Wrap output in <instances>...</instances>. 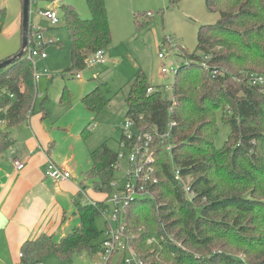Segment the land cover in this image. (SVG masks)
I'll return each mask as SVG.
<instances>
[{
  "label": "trees",
  "instance_id": "1",
  "mask_svg": "<svg viewBox=\"0 0 264 264\" xmlns=\"http://www.w3.org/2000/svg\"><path fill=\"white\" fill-rule=\"evenodd\" d=\"M87 3L89 20L62 7L73 64L65 75L75 76L112 43L105 0ZM206 7L221 18L200 28L197 50L185 55L171 96L143 72L128 85L126 119L142 132L168 134L165 147L160 138L153 145V197L136 199L124 213L132 244L147 264H264V86L250 83L252 74L264 77V0H207ZM36 91L27 53L0 70V156L14 143L9 129L34 113ZM83 101L97 114L109 105L100 88ZM220 115L231 127L221 149L215 144ZM118 155L107 143L92 153L89 175L98 191L112 193ZM106 208L78 204L80 225L61 242L47 235L27 242L22 264L101 251L97 218ZM144 225L147 231H135Z\"/></svg>",
  "mask_w": 264,
  "mask_h": 264
},
{
  "label": "rangeland",
  "instance_id": "2",
  "mask_svg": "<svg viewBox=\"0 0 264 264\" xmlns=\"http://www.w3.org/2000/svg\"><path fill=\"white\" fill-rule=\"evenodd\" d=\"M73 1L78 6L80 15H89L86 19H91L92 14L87 0H59L57 5L62 24L53 28L47 20L37 14V9L46 6L47 0H33L31 24L35 29H41L46 39H54L55 43L47 46V59L36 60L35 65L31 62L36 73L47 70L50 75L42 76L36 81V109L32 116H44L52 124L62 118L68 122L75 116L85 117L73 124L72 132L80 130L79 126L89 129L91 132V138L87 143L89 146L96 148L107 143L112 151L118 153L121 151L122 127L127 121L126 95L129 91V83L139 72H143L152 85L165 86L166 93L171 96L176 77L175 73L170 71L172 69L177 71L179 66L186 63L185 55L193 54L197 50L200 28L216 24L221 15L208 11L207 0H181L176 5H172L170 0H120V6L109 12L112 43L106 53V63L93 68L74 70L73 73L83 74V79L79 80L70 76L69 73L66 75L64 73L73 66L72 45L66 29V19L60 7L63 3L72 5ZM23 2L24 0H0V25H3L0 32V61L2 62L10 56L17 55L22 49ZM35 2L38 4H34ZM161 52L166 54L164 60L159 58ZM163 67L169 69V73L163 74ZM96 88L101 89L109 100V105L98 114L88 113L81 99L87 92ZM84 121H87L86 124ZM218 125L219 134L215 144L221 149L231 134V127L223 122L221 115L218 118ZM19 128L22 129V127L9 129L12 138L16 141L19 140L17 137ZM124 153L125 159L120 161V170L115 173L113 179L114 182L123 186L129 171V152ZM115 191L117 190L112 189V196ZM93 192L99 194L98 200H95L96 203L107 204L110 198L109 193L101 194L94 189ZM121 209L123 210V207ZM115 211L114 206L109 204L108 210L103 211L97 218V226L102 233L98 239L100 246L106 238L105 232L110 224L115 225L113 222ZM156 211L158 212V207ZM121 219L125 223L123 211ZM76 223H79L78 219ZM135 231L141 232L147 229L144 225ZM132 234L135 235L133 232ZM119 260V257H115L112 264H124L119 263ZM100 263H103V260L99 251L93 255L87 253L76 255L68 261L50 256L43 262V264ZM13 264H21V262Z\"/></svg>",
  "mask_w": 264,
  "mask_h": 264
},
{
  "label": "crops",
  "instance_id": "3",
  "mask_svg": "<svg viewBox=\"0 0 264 264\" xmlns=\"http://www.w3.org/2000/svg\"><path fill=\"white\" fill-rule=\"evenodd\" d=\"M58 1L47 0L46 6L37 9V14L39 15L40 10L51 9L57 11L60 16ZM105 2L110 17L109 12L120 6V0H105ZM63 6H71L78 12V6L74 1L72 5L63 3L61 10ZM78 14L80 15L79 12ZM80 16L89 20L86 19L89 15ZM0 26L3 29V25ZM105 51L108 52V49ZM91 92H87L81 99L88 113L94 112L83 100ZM32 115L20 126L22 129H18L19 140L16 141L14 138L11 148L0 156V263L2 264L14 262L22 264L20 254L23 253L24 245L37 240L42 235L50 236L56 242L63 241L75 227L80 225V218L77 215L78 204L96 203L99 194L93 192V189L98 193L106 194L96 189L95 180L89 175L93 168L92 153L101 145L92 148L87 144L91 138L89 129L79 126L80 130L72 132L73 124L85 117L75 116L68 122L62 118L52 124L44 116ZM86 122L84 121V124ZM15 161L23 162L25 168L18 170ZM50 162L70 171L72 178L60 183L47 178L46 169ZM106 206L109 207L108 202Z\"/></svg>",
  "mask_w": 264,
  "mask_h": 264
},
{
  "label": "built area",
  "instance_id": "4",
  "mask_svg": "<svg viewBox=\"0 0 264 264\" xmlns=\"http://www.w3.org/2000/svg\"><path fill=\"white\" fill-rule=\"evenodd\" d=\"M32 3L33 0H31V5ZM38 13L42 18L47 20L53 28L58 27L61 23L59 13L55 10H40ZM149 16H151V14H149ZM32 30L35 35L32 34V36L29 37L27 58L33 63V65H35L36 60L41 61L48 58L46 53L47 46L54 44L55 41L52 38L46 39L42 30L39 28L35 29L33 25ZM106 53L105 50L96 52L87 59L86 67L93 68L99 64L106 63ZM159 58L164 60L166 54L161 52ZM169 71L170 70L166 67L162 68L163 74H167ZM170 72L176 74L177 71L172 69ZM45 75L50 76L47 70L41 73H36L34 71L35 81H38ZM75 77L77 79H82L83 74L80 72L76 73ZM250 83L254 86H264V77L252 74L250 76ZM154 91L155 89L150 88L148 93L151 94ZM132 129H136V131H132ZM122 133L125 136V139L121 143V151L118 155L119 162L114 168L116 172L120 170V161L125 159L124 152L127 151L129 152V171L125 176L126 182L124 186L114 181L111 183V187L117 190L113 196L110 195L108 200V204H112L116 210L113 219L115 225L110 224L105 232L106 238L102 243L100 252L103 263L100 264H112L115 257L120 258L119 263L147 264L135 250L126 222L123 223V219H121V213L122 211L125 213L127 206L136 199L153 197V193L149 188V184L152 181L157 183V179H154L155 167L153 165L155 163V157L153 145L159 141L157 138H160L161 145L165 147L167 145L165 144V140L168 137V134L160 135L157 131L154 133L151 131L142 132L136 128L131 119H127L126 124L122 127ZM166 149L171 151L172 146L168 145ZM14 164L18 170H23L25 168V164L21 161H15ZM177 175L179 176V173ZM46 176L56 183L64 182L72 178L70 171L56 165L54 162L48 164ZM121 207H123V210ZM108 208L109 207H107L105 211H107ZM153 241L154 240H150V243ZM22 258L23 253L20 254V259Z\"/></svg>",
  "mask_w": 264,
  "mask_h": 264
},
{
  "label": "water",
  "instance_id": "5",
  "mask_svg": "<svg viewBox=\"0 0 264 264\" xmlns=\"http://www.w3.org/2000/svg\"><path fill=\"white\" fill-rule=\"evenodd\" d=\"M31 0H24L23 3V20H22V31H23V45L21 51L3 62L0 63V70L6 68L11 65L14 61L19 58H22L28 51L29 46V35L31 28Z\"/></svg>",
  "mask_w": 264,
  "mask_h": 264
}]
</instances>
